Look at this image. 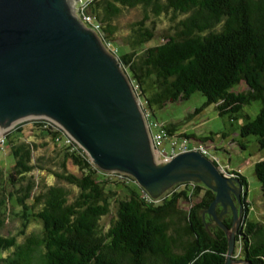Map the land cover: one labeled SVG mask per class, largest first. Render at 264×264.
Here are the masks:
<instances>
[{
    "label": "trees",
    "instance_id": "1",
    "mask_svg": "<svg viewBox=\"0 0 264 264\" xmlns=\"http://www.w3.org/2000/svg\"><path fill=\"white\" fill-rule=\"evenodd\" d=\"M137 6L151 9L155 16L166 10L187 14L178 22L177 33L153 46L144 45L153 40V32L144 22L134 24L127 38L130 50L117 57L149 111L198 92L205 105H214L219 116L232 119L242 106L259 101L258 114L240 127L239 137L254 136L264 149V0H165L164 5L160 0H91L88 12L108 39L114 31L109 22L122 9ZM241 83L245 92L233 90ZM31 126L34 136L63 147L62 171L49 172L78 194L71 201L66 189L49 186L33 195L35 144L21 140L23 126L7 134L13 163L6 183L13 192L0 188V230L8 207L18 209L22 234L29 218L39 221L42 230L40 237L26 238L22 244L16 237L0 235V264H32L38 251V264H225V234L217 226L207 230L202 218L214 199L212 191L184 183L152 202L134 180L107 179L76 145L72 149L56 142L58 132L36 123ZM163 129L175 135L174 124ZM237 145L243 149L242 143ZM67 161L81 177L64 171ZM235 175L246 196L245 179ZM254 176L264 200V160L254 164ZM30 199L32 204L27 205ZM111 200L116 215L103 230L100 221L110 213ZM248 217L244 202L235 242L245 262L264 264V224ZM222 223L230 228L232 217Z\"/></svg>",
    "mask_w": 264,
    "mask_h": 264
},
{
    "label": "water",
    "instance_id": "2",
    "mask_svg": "<svg viewBox=\"0 0 264 264\" xmlns=\"http://www.w3.org/2000/svg\"><path fill=\"white\" fill-rule=\"evenodd\" d=\"M119 66L74 19L68 0H0V129L24 119H50L93 164L131 176L151 198L174 182L204 186L214 199L203 214L225 234V264H249L231 258L241 220L232 201L242 192L239 180L222 176L195 151L155 168L138 163L118 106L123 103L124 120H136ZM228 209L230 228L221 219Z\"/></svg>",
    "mask_w": 264,
    "mask_h": 264
},
{
    "label": "rangeland",
    "instance_id": "3",
    "mask_svg": "<svg viewBox=\"0 0 264 264\" xmlns=\"http://www.w3.org/2000/svg\"><path fill=\"white\" fill-rule=\"evenodd\" d=\"M83 1L84 0H68L70 10L75 20V10ZM160 3L164 5L165 0H160ZM186 17L187 14H174L170 10H166L165 12L162 11L159 16H155L151 12V9H147L143 6L122 9L121 13L109 22V25L113 27L114 31L108 37V40L111 43V48L116 49V56L105 51L102 44L99 41L98 43L112 60H116V62L120 64L117 57L122 56L130 50V45L127 44V38L132 34L134 24L144 22V26L153 32V40L144 44L145 46H153L162 43L164 37L173 36L177 33L178 22L184 20ZM118 71L125 81L133 104H135L134 111L137 114L136 120L129 121L124 120L123 115L126 113V110L124 109L123 103L119 104L118 102L121 116L134 148L138 163L146 164L151 168H155L158 166V163L156 155L151 149L150 135L147 131L144 119L142 118L141 105L138 103L139 98L132 86L127 71L121 64ZM233 90L245 92L246 87L241 83L239 86L234 87ZM142 107L150 114L149 121L156 120L158 124L164 126L174 124L176 130L175 135L186 136L188 139L187 146L189 148L195 143L202 142L204 139L210 141L211 143H208L209 152L218 160L220 166L226 168L230 173L239 170V174L246 181L245 202L248 204L249 209L248 218L264 224V200L262 198L260 184L254 176V164L264 160V149L259 148L256 137L254 136H248L245 139L239 137L240 127L246 123L247 119L253 120L256 117L261 108V102L253 101L248 105L242 106L241 110L234 115L232 119L227 115L219 116L214 105H205V98L198 92L191 94L186 100L167 103L160 110L154 109L153 113H151L146 106L142 105ZM29 120L30 118L14 122V124L12 123V126L8 127V125V128L4 131L9 134L14 131L17 126H23L21 140L35 144L34 163L36 169L33 171L32 177H34L37 187L35 188L33 195H36L38 192L43 191L49 186H60L66 189L68 192V198L72 201V199L78 194L77 190L71 185L54 179L49 172L62 171L60 163L64 152L63 147L55 145L49 138L34 136L35 132H32L33 128ZM156 132V129L151 130V134ZM238 143L243 144V149L239 148L237 145ZM178 144H180V139H178ZM163 149L165 154L169 153V139L163 141ZM84 155L86 154L84 153ZM88 160L90 161L89 158ZM12 163L13 158L9 153V144L6 142L3 147H0V188H3L4 192H13V189L6 183V175L10 171ZM91 164L99 174L107 173V171L100 169L92 162ZM64 171L77 177L82 176L77 167L69 161L64 163ZM128 176L129 175H127V177ZM129 177V179L134 180L131 176ZM111 178L112 180L115 179L114 177ZM178 185L180 184L174 182L163 191L155 192V197L152 199L158 201L163 199ZM112 201L113 200H111L110 213L100 221V226L103 230L108 227L110 221H112L116 215V205ZM26 203L27 205H31L32 199L28 200ZM180 206L183 209L185 208L184 204H181ZM34 210L36 211L37 208ZM214 210L216 214H219L221 212V207L217 205ZM7 212L8 215L4 226L0 230L1 236L16 237L18 244L24 243L26 238L41 236L42 227L39 221L29 218V222L22 234V221L18 216V209L8 207ZM205 214H203V219L206 224L205 227L207 230H211L216 226V221L211 216H207V218ZM6 254L7 253H5V255ZM40 254L41 251L35 253L32 264H38ZM231 258L235 261L243 260L242 249L236 242Z\"/></svg>",
    "mask_w": 264,
    "mask_h": 264
},
{
    "label": "built area",
    "instance_id": "4",
    "mask_svg": "<svg viewBox=\"0 0 264 264\" xmlns=\"http://www.w3.org/2000/svg\"><path fill=\"white\" fill-rule=\"evenodd\" d=\"M90 2L91 0H84L83 2H81L76 8L74 16L85 30L90 31L95 35L96 39L102 44L105 51L116 56V49L111 48V43L102 31L100 23L97 22L94 16L88 12V6ZM138 103L141 105L142 116L146 124L147 131L150 135L151 149L156 155L158 165L168 164L179 154H183L189 151H195L212 162L222 176L226 178H237L235 174H239V170L230 173L226 168L220 166L218 160L210 154L209 147H207L205 143L198 142L195 143L191 148H189L187 146V138L182 135H168L163 129V125L158 124V122L155 120L149 121L150 114L146 112L142 107V105L145 106V102L139 98ZM29 121L31 123L40 124L42 128H51L52 130L58 132L59 135L56 138V142L64 143V145L66 146H71L72 149L74 148L73 145H76L79 148L74 140L56 122L43 117L30 118ZM152 129H156L157 132L151 134ZM6 134L7 132L5 131L0 132V147L4 146ZM165 139L170 140V149L168 154H165L163 149V141ZM178 139H180V144H178ZM104 176L107 179H112L111 177H114L115 179H118L120 181H126L130 178L129 176L127 177L126 174L117 171L107 172L106 174H104ZM148 197L152 202H158V200H153L149 195Z\"/></svg>",
    "mask_w": 264,
    "mask_h": 264
},
{
    "label": "flooded vegetation",
    "instance_id": "5",
    "mask_svg": "<svg viewBox=\"0 0 264 264\" xmlns=\"http://www.w3.org/2000/svg\"><path fill=\"white\" fill-rule=\"evenodd\" d=\"M246 200V196L244 195L243 191L241 193L239 192H235V197L232 199L234 206L240 210L241 209V214L240 216H242L243 213V208H244V202ZM203 214V213H202ZM205 216L207 217L208 215L205 214ZM209 217V216H208ZM207 217V218H208ZM232 217L231 211L230 209L227 210V214H225L224 216H222L223 220H228L229 218Z\"/></svg>",
    "mask_w": 264,
    "mask_h": 264
},
{
    "label": "bare ground",
    "instance_id": "6",
    "mask_svg": "<svg viewBox=\"0 0 264 264\" xmlns=\"http://www.w3.org/2000/svg\"><path fill=\"white\" fill-rule=\"evenodd\" d=\"M14 124V123H13ZM13 124L9 125L8 127L12 126ZM7 126L6 127H3L0 129V132L4 131L6 128H8Z\"/></svg>",
    "mask_w": 264,
    "mask_h": 264
},
{
    "label": "crops",
    "instance_id": "7",
    "mask_svg": "<svg viewBox=\"0 0 264 264\" xmlns=\"http://www.w3.org/2000/svg\"><path fill=\"white\" fill-rule=\"evenodd\" d=\"M174 134H175V132H174ZM208 143H211V142H210V141H206V142H205V144L207 145V147H208ZM231 144H232V143H231ZM231 144H230V145H231Z\"/></svg>",
    "mask_w": 264,
    "mask_h": 264
}]
</instances>
